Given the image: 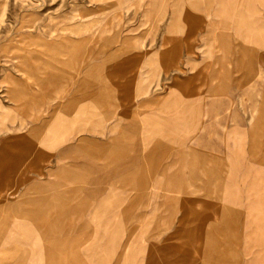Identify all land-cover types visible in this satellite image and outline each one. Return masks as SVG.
Segmentation results:
<instances>
[{"label":"rangeland","instance_id":"374dc122","mask_svg":"<svg viewBox=\"0 0 264 264\" xmlns=\"http://www.w3.org/2000/svg\"><path fill=\"white\" fill-rule=\"evenodd\" d=\"M178 1L0 0V155L19 143L47 159L0 195V264L251 260V236L264 238V207L243 196L264 168V0L259 30L220 15L212 33L193 13L173 30ZM216 73L225 86L210 91ZM223 219L232 243L207 251Z\"/></svg>","mask_w":264,"mask_h":264},{"label":"crops","instance_id":"0c3cea01","mask_svg":"<svg viewBox=\"0 0 264 264\" xmlns=\"http://www.w3.org/2000/svg\"><path fill=\"white\" fill-rule=\"evenodd\" d=\"M259 5V0H181L174 4H172L171 8V17H170V24L172 25L173 30L178 29L181 27L180 24L183 23V15L190 16V14H195L199 18L191 19L187 18V21L197 23L199 25L196 29L197 30H205V32L212 33V30H209L208 24H212V17L220 15L223 17L225 16V21H232L235 25L234 28L237 29V16H244L250 14L254 16L251 19L252 29L259 30L260 23H263L259 20V13L255 10V4ZM200 16H203V20L200 21ZM220 18V17H219ZM222 18V19H223ZM209 19V20H208ZM217 19V18H216ZM241 22L243 23V18H241ZM205 22H208L207 24ZM210 22V23H209ZM264 24V23H263ZM89 28H92L89 27ZM191 30V28H189ZM193 31V29H192ZM191 31V32H192ZM190 32V31H189ZM147 45V44H146ZM190 48L192 44H185ZM175 62V59L173 61ZM17 81L14 80L13 83ZM19 85V83H17ZM26 84L19 85L18 93L14 94L15 101L20 107L24 108L25 105L30 103L29 97L27 96V92L25 91ZM4 154L0 155V195L6 188H11L14 183H19L24 180L22 178L23 168H25L28 164L29 169L35 170L37 173L42 175L41 171V164L47 161L45 158L46 156L38 157L37 159L29 160L26 155L27 149L24 145L15 143L11 146H8L6 149L3 150ZM63 180H69L68 176L52 178L48 180L47 185H54L60 184ZM244 194L243 196L250 201L247 203L250 207L254 208H262L264 207V168H256L251 167V171L248 172L247 177L244 180ZM36 184L31 186L30 189L35 188ZM51 187V186H50ZM12 190V189H11ZM216 210V209H215ZM219 211H214L213 215L216 217L218 216ZM229 222V221H228ZM231 222V221H230ZM251 225H255L256 222L253 220L250 222ZM258 223H264L263 221H258ZM254 227V226H253ZM197 230V229H195ZM202 230V228H200ZM200 230L198 235H200ZM211 235L216 233V235H221L222 240L219 243L216 240H210L207 244V251H214L218 250V248L223 249V247L228 248L232 243V235H231V225L226 222V220H222L220 224L217 226L210 227ZM214 238V237H213ZM252 240V252H251V260L247 262V264H264V238L251 236ZM200 241L193 246L192 250L190 251L193 254V257L198 256V250L200 247ZM197 245V246H196ZM249 246V245H248ZM229 254V257L227 255ZM222 264H231V254L226 251L221 252ZM221 261V260H219ZM205 264H209L205 262Z\"/></svg>","mask_w":264,"mask_h":264},{"label":"bare ground","instance_id":"6f19581e","mask_svg":"<svg viewBox=\"0 0 264 264\" xmlns=\"http://www.w3.org/2000/svg\"><path fill=\"white\" fill-rule=\"evenodd\" d=\"M238 17V22H237V24H239V23H241V18L239 19V17L240 16H237ZM238 26V25H237ZM239 28V27H238ZM241 34V33H240ZM241 35H243V34H241ZM207 60H209V58L207 59ZM217 62H220V60H218ZM204 65H206V64H204ZM218 77H220V76H218V74L216 73L215 75H214V77H213V79L216 81V82H213L214 83V85L211 87V90L210 91H215V90H219V89H224V83H222V80H216V79H219ZM8 82H9V84L10 83H13V81H10V79L8 80Z\"/></svg>","mask_w":264,"mask_h":264}]
</instances>
